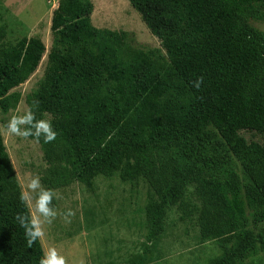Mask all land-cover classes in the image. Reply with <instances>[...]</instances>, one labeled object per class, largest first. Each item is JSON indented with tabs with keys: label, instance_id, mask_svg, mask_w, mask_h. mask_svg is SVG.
Listing matches in <instances>:
<instances>
[{
	"label": "trees",
	"instance_id": "16d2710c",
	"mask_svg": "<svg viewBox=\"0 0 264 264\" xmlns=\"http://www.w3.org/2000/svg\"><path fill=\"white\" fill-rule=\"evenodd\" d=\"M128 2L165 51L130 46L124 31L92 25L90 0H57L51 11L45 66L26 96L57 132L51 143H38L53 161L43 182H88L114 170L123 179L142 177L144 240L128 264L149 260L171 206L196 214L200 239L218 242L205 264H242L264 253V0ZM179 24L203 33L175 43ZM3 38L0 26L4 113L44 46L32 36ZM225 122L234 125L232 143L213 125ZM188 186L195 201L185 195ZM19 192L0 135V264H38L43 254L40 241L27 245L15 219L27 211Z\"/></svg>",
	"mask_w": 264,
	"mask_h": 264
},
{
	"label": "rangeland",
	"instance_id": "374dc122",
	"mask_svg": "<svg viewBox=\"0 0 264 264\" xmlns=\"http://www.w3.org/2000/svg\"><path fill=\"white\" fill-rule=\"evenodd\" d=\"M91 23L96 27L125 32V40L133 47H160L159 39L150 32L128 0H91ZM57 0H0V26L4 28L5 42H15L22 37H37L44 52L35 70L26 80L12 90L18 94L16 103L6 112L0 111V124L28 107L26 96L35 88L46 62L51 36L49 21ZM262 26L263 24H257ZM171 35L175 43H185L200 36L203 29L179 24ZM227 143L235 141L233 123H213ZM1 139L20 188L22 177L38 175L44 187L54 190L57 198L53 206L58 213L68 209L74 212L71 222L62 215L46 226V238L40 241L44 250L54 245L64 255L68 264H128L140 252L145 232L144 204L147 201V184L142 177L123 179L118 170L110 175L96 174L88 182L78 178L58 186L45 184L49 161L39 144L29 138L6 136L0 129ZM186 197L195 201L192 187L186 188ZM196 214L181 216L176 206L165 215L161 233L153 241L149 260L145 264H205L209 257L219 253L214 239L201 240L196 224ZM242 264H264V253H259Z\"/></svg>",
	"mask_w": 264,
	"mask_h": 264
},
{
	"label": "clouds",
	"instance_id": "9594fccd",
	"mask_svg": "<svg viewBox=\"0 0 264 264\" xmlns=\"http://www.w3.org/2000/svg\"><path fill=\"white\" fill-rule=\"evenodd\" d=\"M203 83V77H198L193 86L199 89ZM38 102L25 107L18 114L12 115L6 123L0 124L4 135L18 137L24 140L34 139L37 143L43 140L44 143H51L57 137L51 118H38L36 111ZM107 139H111V135ZM107 141H105L106 145ZM57 193L46 188L41 183L38 175L29 174L22 177L20 181L19 200L27 210L25 213H18L16 221L24 230L26 243L31 247L37 241H44L46 238V226H50L58 215H62L65 222L70 223L74 212L68 209L64 213H58L53 206V200ZM38 264H68L64 255L54 245H49L43 250ZM81 264L83 262L81 261Z\"/></svg>",
	"mask_w": 264,
	"mask_h": 264
},
{
	"label": "crops",
	"instance_id": "0c3cea01",
	"mask_svg": "<svg viewBox=\"0 0 264 264\" xmlns=\"http://www.w3.org/2000/svg\"><path fill=\"white\" fill-rule=\"evenodd\" d=\"M91 1V0H90ZM91 3H92V1H91ZM93 9V8H92ZM91 14H92V11H91ZM91 14H90V20H91Z\"/></svg>",
	"mask_w": 264,
	"mask_h": 264
},
{
	"label": "water",
	"instance_id": "95a60500",
	"mask_svg": "<svg viewBox=\"0 0 264 264\" xmlns=\"http://www.w3.org/2000/svg\"><path fill=\"white\" fill-rule=\"evenodd\" d=\"M263 30H264V26H263Z\"/></svg>",
	"mask_w": 264,
	"mask_h": 264
}]
</instances>
